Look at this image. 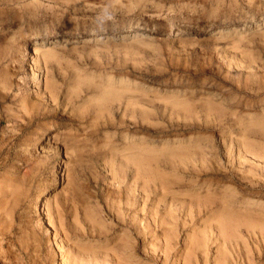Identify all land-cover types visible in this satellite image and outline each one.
<instances>
[{
  "label": "rangeland",
  "instance_id": "rangeland-1",
  "mask_svg": "<svg viewBox=\"0 0 264 264\" xmlns=\"http://www.w3.org/2000/svg\"><path fill=\"white\" fill-rule=\"evenodd\" d=\"M263 223L264 0H0V264H264Z\"/></svg>",
  "mask_w": 264,
  "mask_h": 264
},
{
  "label": "bare ground",
  "instance_id": "bare-ground-1",
  "mask_svg": "<svg viewBox=\"0 0 264 264\" xmlns=\"http://www.w3.org/2000/svg\"><path fill=\"white\" fill-rule=\"evenodd\" d=\"M44 189V188H43ZM46 189H47V187L45 186V189L43 190V192H42V194L46 191ZM47 213V212H46ZM44 214V213H43ZM225 217H227V216H225ZM232 217V216H231ZM230 219V218H229ZM228 219V220H229ZM233 219V218H232ZM237 220V219H236ZM230 221V220H229ZM231 222V221H230ZM261 222V221H260ZM225 223H226V219L223 217L222 219H221V221H220V223H219V227H220V229H221V233H222V231H223V233L227 236V234H226V231H225ZM231 223H233V222H231ZM245 223V222H244ZM249 223V222H248ZM264 224V223H263ZM245 225H247V224H245ZM52 226V225H51ZM235 226V225H234ZM54 232V231H53ZM229 237V236H228ZM201 241V240H200ZM207 241V240H206ZM223 241H225V239L223 240ZM197 242V241H196ZM227 242V241H226ZM56 244V243H55ZM194 244V243H193ZM200 244H202V242L200 243ZM198 245H199V243L197 244V247H198ZM60 246V245H59ZM58 246V247H59ZM196 246V245H195ZM205 246V245H204ZM61 248V246L59 247V249ZM62 259L64 260V258L62 257ZM222 261V260H221ZM64 262V261H63Z\"/></svg>",
  "mask_w": 264,
  "mask_h": 264
}]
</instances>
